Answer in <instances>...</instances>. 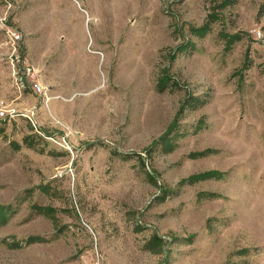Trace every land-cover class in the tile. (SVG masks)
<instances>
[{"label": "rangeland", "instance_id": "1", "mask_svg": "<svg viewBox=\"0 0 264 264\" xmlns=\"http://www.w3.org/2000/svg\"><path fill=\"white\" fill-rule=\"evenodd\" d=\"M0 128V264H264V0H0Z\"/></svg>", "mask_w": 264, "mask_h": 264}, {"label": "trees", "instance_id": "2", "mask_svg": "<svg viewBox=\"0 0 264 264\" xmlns=\"http://www.w3.org/2000/svg\"><path fill=\"white\" fill-rule=\"evenodd\" d=\"M228 2L232 1V0H227ZM218 16H214V15H209V18L207 20V22L200 28H194L193 34L196 35L199 38H203L205 37L210 31H211V25L213 22L217 21ZM223 37L226 40V44L230 47H232L233 44H235L237 41L241 40V37L239 35H229V34H223ZM180 48V51L184 52L187 48L185 47L184 49ZM249 52H247V56L245 59L246 62V68L248 69L250 67V60L249 59ZM176 57V56H175ZM174 57V58H175ZM165 73V74H164ZM177 87V84L173 81V79L168 75V70L165 68L164 72L162 75H160L158 77V81H157V91L159 93H165L167 91L171 92L173 91L175 88ZM207 103L206 99L203 98H198L196 96H191L189 95L182 103L181 108L179 109L178 115L176 116L175 120L171 123L170 125V129L169 131L166 132V134L164 135L163 138H160L159 140H157L156 142H154V146H156L157 144H160L162 146V148L166 151V152H172L174 151L175 147H176V141L178 140L177 136H170V132L174 131L176 129V127L179 124V120L180 117L183 115V113L185 112L186 109H198L199 107H203L205 106ZM201 127L199 126L198 130H200ZM5 130L4 128H0V136L4 135ZM30 137H27L24 139V143L27 147L29 148H33V144L31 142H29ZM13 145H15V147L18 149L20 147L19 144L17 143H13ZM152 146V147H154ZM153 148L149 149V151H153ZM215 151L212 149H207L205 151L202 152H195L190 154V157L193 159H197V158H202V157H206L208 155L213 154ZM223 176V174L221 172H216V171H212V172H206L203 174H198V175H194L191 176L190 178L184 180L183 182H188L190 184H194L198 181H204L207 179H221ZM151 177V176H150ZM168 193H166L162 199H165L166 195ZM204 195V194H203ZM208 196L212 197L211 194H208ZM33 212L34 213H38L40 215H43L47 218H50L51 220H53L54 222L57 221V216H56V210L55 208H52L50 206H42V205H38V204H34L32 206ZM11 214V206H2L0 205V225H4L9 221L10 215ZM45 240L44 238L40 237V236H30L26 239L23 240H14L13 242H11L9 244V247L13 248V249H17V248H21L23 246L29 247L31 245L34 244H38V243H44ZM163 244L162 238H160L158 235H154L153 238L147 242L145 248L150 251V252H157V250L159 249V247Z\"/></svg>", "mask_w": 264, "mask_h": 264}, {"label": "built area", "instance_id": "3", "mask_svg": "<svg viewBox=\"0 0 264 264\" xmlns=\"http://www.w3.org/2000/svg\"><path fill=\"white\" fill-rule=\"evenodd\" d=\"M258 37H261V33H260V32L258 33ZM17 39H18V36H17ZM34 85H35V88H36L37 90L42 91V89H41V85H40V84L36 83V84H34ZM1 115H4V112L1 113Z\"/></svg>", "mask_w": 264, "mask_h": 264}]
</instances>
